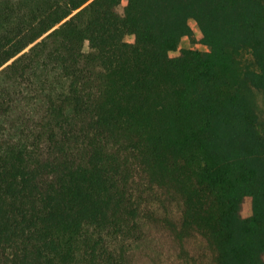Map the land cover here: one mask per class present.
I'll use <instances>...</instances> for the list:
<instances>
[{
	"label": "trees",
	"instance_id": "obj_1",
	"mask_svg": "<svg viewBox=\"0 0 264 264\" xmlns=\"http://www.w3.org/2000/svg\"><path fill=\"white\" fill-rule=\"evenodd\" d=\"M0 264H264V0H0Z\"/></svg>",
	"mask_w": 264,
	"mask_h": 264
},
{
	"label": "rangeland",
	"instance_id": "obj_2",
	"mask_svg": "<svg viewBox=\"0 0 264 264\" xmlns=\"http://www.w3.org/2000/svg\"><path fill=\"white\" fill-rule=\"evenodd\" d=\"M192 27L194 28V30L196 32H198V28H197V25L194 21H191L190 22ZM127 41H131V38L130 37H127L126 38ZM182 47H189V48H192V49H195V50H200V51H208L209 48L200 44V43H193L189 38H184L182 40ZM85 50L88 51L89 50V45L88 43H86L85 45Z\"/></svg>",
	"mask_w": 264,
	"mask_h": 264
}]
</instances>
